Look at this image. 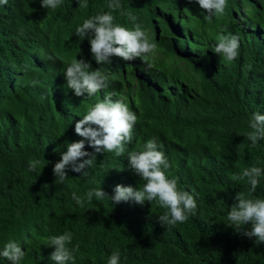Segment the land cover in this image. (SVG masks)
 Returning <instances> with one entry per match:
<instances>
[{"label": "trees", "instance_id": "obj_1", "mask_svg": "<svg viewBox=\"0 0 264 264\" xmlns=\"http://www.w3.org/2000/svg\"><path fill=\"white\" fill-rule=\"evenodd\" d=\"M87 2L80 8L77 0H63L56 9L40 0L0 4V248L15 240L26 253L21 264H53L54 249L43 241L68 231L69 247L79 246L75 264H107L113 251L120 264H264V243L225 225L235 194L249 195V186L231 177L253 165L264 168V140L252 147L245 136L251 116L264 114V0H227L225 12L211 19L188 0H121L157 45L154 67L137 58L129 80L120 58L98 65L87 36L74 34L84 19L109 11L108 0ZM120 13L113 11L114 22L133 28ZM221 35L239 38V56L231 62L211 50ZM48 55L58 59L47 61ZM74 59L109 77L99 101L111 93L138 120L125 156L99 153L87 177L69 168L60 184L52 169L66 145L81 139L75 123L89 102L65 88L63 71ZM32 79L39 84L27 83ZM151 138L171 164L166 175L194 195L195 215L164 227L158 216L165 209L154 201L75 203L74 192L102 188L111 195L117 184L142 187L126 156ZM85 150L93 151L87 143ZM36 159L39 175L28 170ZM250 195L264 199V177Z\"/></svg>", "mask_w": 264, "mask_h": 264}, {"label": "clouds", "instance_id": "obj_2", "mask_svg": "<svg viewBox=\"0 0 264 264\" xmlns=\"http://www.w3.org/2000/svg\"><path fill=\"white\" fill-rule=\"evenodd\" d=\"M195 2L206 14L205 19L222 15L227 7V0H188ZM8 0H0V4L6 5ZM41 7L45 9H56L60 7L63 0H40ZM80 8H87V0H77ZM121 0H108L109 11L100 12L86 18L75 28V35L81 40L87 36L90 43V52L98 65L112 64L113 57L122 60L121 75L125 80L131 71L130 65L140 59L146 69H152L154 64L151 57L155 56L157 45L151 41L148 33L139 23H135L136 17L131 12L122 10ZM121 10V15H126L134 22L133 28L129 29L115 23L113 11ZM23 34V33H21ZM240 43L236 35H221L218 42L211 49L213 53L226 61H233L239 56ZM47 61L55 62L58 57L48 55ZM251 66H247L250 70ZM66 81L65 88L73 90L78 97L85 96L88 104L87 111L81 119L75 123V133L81 137L80 140L70 142L66 145V151L60 155L61 158L54 164L52 169L55 183H64L68 177L67 169L88 176V169L96 162L99 153H115L117 157L125 156L126 145L133 139V130L138 117L131 111L123 99H112V94H106L99 101L97 93L106 90L110 86L109 77L99 70H92L91 64L82 59H74L63 71ZM32 86L39 84L37 79L28 81ZM248 127L251 129L245 133L246 139L251 142L252 147H257L259 141L264 140V114L254 113ZM93 149L92 152L85 150V144ZM161 146L156 138L148 139L140 150L127 152V168L143 181L142 187L124 186L117 184L111 195L102 188H91L83 196L72 194L75 203L83 208L85 203H92L93 198L97 201L109 199L112 205L121 202H132L143 206L145 202L153 201L165 211L158 216L162 226L174 227L179 223L186 222L190 216L197 212V201L192 193L178 187L175 178H169L166 170L171 164L160 150ZM40 161L29 160L28 170L30 172H42ZM264 177V168L251 166L244 168L240 173L231 177L234 182H244L249 186V195L243 192L235 194V202L231 205L226 216L225 225L241 233L249 239L255 238V244L264 243V199L252 198L261 178ZM250 228H245L249 225ZM73 234L64 232L61 235L48 237L43 241V246L53 248L49 254L53 264H75L74 253L79 250L77 245L70 248ZM25 251L15 240H8L0 248V258L8 261V264H21ZM107 264H120V254L113 251L107 260Z\"/></svg>", "mask_w": 264, "mask_h": 264}]
</instances>
